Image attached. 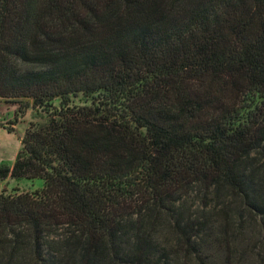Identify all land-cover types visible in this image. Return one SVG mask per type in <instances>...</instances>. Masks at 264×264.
Returning a JSON list of instances; mask_svg holds the SVG:
<instances>
[{
    "label": "trees",
    "instance_id": "16d2710c",
    "mask_svg": "<svg viewBox=\"0 0 264 264\" xmlns=\"http://www.w3.org/2000/svg\"><path fill=\"white\" fill-rule=\"evenodd\" d=\"M1 103L40 120L0 181L43 186L0 193V264L190 261L194 197L264 227V0H0Z\"/></svg>",
    "mask_w": 264,
    "mask_h": 264
},
{
    "label": "rangeland",
    "instance_id": "374dc122",
    "mask_svg": "<svg viewBox=\"0 0 264 264\" xmlns=\"http://www.w3.org/2000/svg\"><path fill=\"white\" fill-rule=\"evenodd\" d=\"M16 108L15 104H0V165L11 166L13 164L25 131L29 128L30 123H38L40 120L27 111L25 115L18 118L17 122L12 124ZM5 127L11 128L12 131L9 132ZM42 186L41 179L14 180L7 177L0 181V193L2 190H5V194L12 195L34 192ZM197 205H199V200L194 197L191 200L190 215L198 217L202 212L203 216L211 217L207 235L203 236L201 240H197V244L200 246L190 261L184 258L181 253L179 259L173 257V264H264V227L258 223L246 222L247 219H244L240 221L241 229L236 230V225L233 224H238L236 223L237 218L233 216L231 226L233 229L229 228V232L225 233L218 209L216 208L214 211L211 208L213 204L207 208H198ZM186 207H188L187 204ZM231 214L233 215V213ZM164 232L161 223L159 233L161 235ZM161 236V242L164 243L166 233Z\"/></svg>",
    "mask_w": 264,
    "mask_h": 264
}]
</instances>
